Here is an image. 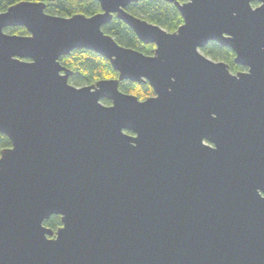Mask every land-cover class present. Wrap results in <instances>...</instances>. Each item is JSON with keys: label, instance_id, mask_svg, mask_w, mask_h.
<instances>
[{"label": "water", "instance_id": "1", "mask_svg": "<svg viewBox=\"0 0 264 264\" xmlns=\"http://www.w3.org/2000/svg\"><path fill=\"white\" fill-rule=\"evenodd\" d=\"M97 1L91 17L0 12V264H264V0H164L174 33L127 12L140 0ZM114 16L154 54L106 34ZM80 49L119 77L70 84L60 58Z\"/></svg>", "mask_w": 264, "mask_h": 264}, {"label": "trees", "instance_id": "2", "mask_svg": "<svg viewBox=\"0 0 264 264\" xmlns=\"http://www.w3.org/2000/svg\"><path fill=\"white\" fill-rule=\"evenodd\" d=\"M22 1L45 2L47 5L46 13L64 18L78 14L91 17L102 12L101 5L97 0H55L53 2L49 0H0V12H5L9 7ZM179 1L183 3L185 0ZM126 10L134 16L162 27L169 33L176 32L184 23L177 7L164 0H140L128 6ZM103 31L112 36L121 46L140 51L145 55L154 54L156 46L153 44L146 45L140 41L134 31L116 16L103 27ZM5 32L12 35H29L24 27H10L5 29ZM202 52L214 61H221L229 65L233 73L246 70L245 67L235 62L236 55L228 47L210 42ZM60 63L72 71L69 83L76 87L93 85L101 80L119 77V73L114 70L110 61L93 51L75 50L69 56L61 57ZM119 89L123 93L136 96L139 100H146L155 95L148 82L139 84L123 81L120 82ZM103 103L110 105L107 100H104ZM11 146L10 139L0 132V156L4 149ZM44 225L53 231H57L62 226L61 217L54 215L45 221Z\"/></svg>", "mask_w": 264, "mask_h": 264}, {"label": "flooded vegetation", "instance_id": "3", "mask_svg": "<svg viewBox=\"0 0 264 264\" xmlns=\"http://www.w3.org/2000/svg\"><path fill=\"white\" fill-rule=\"evenodd\" d=\"M247 70V69H246Z\"/></svg>", "mask_w": 264, "mask_h": 264}]
</instances>
